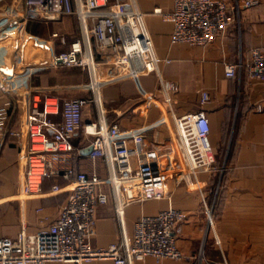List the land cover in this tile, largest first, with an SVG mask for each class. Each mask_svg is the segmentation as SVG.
<instances>
[{"label":"crops","instance_id":"crops-1","mask_svg":"<svg viewBox=\"0 0 264 264\" xmlns=\"http://www.w3.org/2000/svg\"><path fill=\"white\" fill-rule=\"evenodd\" d=\"M136 2L145 13L164 79L179 86L178 92L172 93V109L177 115L205 111L210 120L214 149L223 146L225 139L229 143L228 161L223 163L228 173L222 185V205L213 231L220 241L219 246H222L219 248L227 250L228 264H235V261L237 264H254L258 258V261H263L264 81L250 79L246 74L239 78H228L225 64L236 62L241 57L248 59L253 48L264 46V0L251 7H242L239 18L228 31L205 47L172 41V22L163 14L156 13L155 9L161 8L163 13H169L174 0ZM25 9V0H0V236L17 231L23 222L29 232L47 227L59 217L67 198L66 193L29 197L25 201L18 197L23 178L19 151L28 103L32 98L18 90L29 86L42 96H54L61 100L91 96L85 87L90 81L88 70L76 67L64 71L52 67L56 49L47 35L54 31L64 34L67 44L60 45L59 49L66 50L69 43L81 35L78 19L68 17L70 19L31 21L47 24L49 32L43 37V34L32 31L35 37L30 39L23 35L28 27L22 20ZM72 22L77 23V29L71 27ZM89 25L94 32L97 70L104 80L101 98L107 109V122L121 129H146L142 147L161 155L174 142L173 132L164 121L160 103L146 107L141 95V89H144L169 107L160 88L158 74L143 73L139 80L128 76L129 61L116 57L104 47L108 20L95 16L90 18ZM167 59L170 61L167 62ZM203 91L210 95L206 102L201 101ZM92 118L93 107L87 106L84 119ZM11 131L20 132L21 135H11ZM91 140L92 137L82 131L74 136L73 144L81 149V153L74 158V166L77 171L89 174L97 171L105 176V162L100 159L93 161L83 153ZM63 182L61 178L46 179L43 190L49 191L53 184ZM107 190L110 188L107 187ZM168 204L167 200H149L145 204L130 205L127 208L129 229L132 231L142 214H155L167 208ZM173 205L177 207L174 199ZM96 215V235L92 239L94 246L103 247L117 242L119 230L113 199L99 205ZM197 218L193 214L187 216L178 234V246L184 257L165 260L164 264H192L195 258L193 250L199 245L203 233L195 221ZM214 248L217 250L218 246ZM257 251H260L259 256L256 255ZM209 256L211 258V254ZM83 264L114 263L109 259H93ZM135 264L161 263L154 257H147Z\"/></svg>","mask_w":264,"mask_h":264},{"label":"built area","instance_id":"built-area-1","mask_svg":"<svg viewBox=\"0 0 264 264\" xmlns=\"http://www.w3.org/2000/svg\"><path fill=\"white\" fill-rule=\"evenodd\" d=\"M25 1L22 20L26 24L34 20L57 21L67 16L78 19L81 35L70 42L66 50L59 49L60 45L67 44L64 34L54 31L47 35L56 49L52 67L88 70L90 81L85 87L91 96L61 100L42 96L29 86L18 90L32 96L19 151L23 178L18 197L26 200L66 193L67 198L59 217L47 227L29 232L23 222L17 231L1 235L0 264H83L93 259L135 264L147 257H154L164 264L165 260L184 257L178 246V234L187 213L173 205L175 189L171 188L170 179L184 170L196 172L216 162L210 140L211 125L203 110L177 115L172 109V93L178 92L179 86L166 81L161 73V60L146 25L145 13L136 0ZM258 2L174 0L169 13H163L161 8H156L155 12L172 22L171 39L174 43L205 47L228 31L239 18L242 7H251ZM95 16L108 20L104 47L116 57L129 61L128 76L139 80L143 73L158 74L160 88L169 107L144 89H141V95L146 107L160 103L164 121L170 127L174 121L176 132L172 134L178 149V168H165L158 152L142 147L146 129H121L107 122V109L101 98L104 80L97 70L94 32L89 25L90 18ZM225 74L228 78L246 74L250 79L264 81V46L253 48L248 59L241 57L236 62L226 63ZM209 99V93L203 91L201 101ZM87 106L93 107V118L89 120L84 119ZM79 131L92 137V150L88 156L93 161L100 159L105 162V176L97 171L89 174L76 170L73 161L81 149L75 147L73 138ZM10 134L21 135L17 131ZM53 178H61L64 182L55 183L49 191H44V181ZM111 198L116 209L119 240L108 246H94L92 239L96 235L97 208ZM149 200H167L169 204L155 214H142L131 231L127 208ZM207 214L214 228L211 209H207Z\"/></svg>","mask_w":264,"mask_h":264},{"label":"rangeland","instance_id":"rangeland-1","mask_svg":"<svg viewBox=\"0 0 264 264\" xmlns=\"http://www.w3.org/2000/svg\"><path fill=\"white\" fill-rule=\"evenodd\" d=\"M68 17L70 16L63 19H70ZM72 23L71 27L73 29H77V23ZM32 31L39 32L45 36L49 32V27L45 23L40 24L30 22L28 27L25 28V33L23 35L29 36L30 39H32V37H35V35L31 34ZM72 68L62 70L65 71ZM171 129L172 132H176V125L174 121H171ZM210 140L212 142L211 136ZM226 141L227 140L225 139V143L219 149H214L216 162L213 165L208 168H200L196 172L184 170L183 172L175 174L170 179V186L175 189L173 196L175 204L177 207L185 209L187 216H190V214L197 216L198 218L195 219V221H197L199 226L203 229L200 243L197 248L193 250L195 258L193 259L192 264H220L221 262L224 263L225 259L227 263H230L227 250L224 249L225 251H222L219 248H222V246H219L216 235L213 232L218 222L220 205H222V201L220 199L222 185L226 179V174L228 173V171L223 168V163L228 161L227 151L229 149V143ZM175 145L176 144L171 143L169 148H165L163 153L160 155L165 168H171V166L178 168L180 165V161L178 159V149ZM19 199H21V197H19ZM208 208L212 211L214 228L209 223V217L207 214ZM214 245L218 246L217 250L214 248ZM261 253H264V251H261ZM210 254L211 258L209 256ZM236 254L238 255V253ZM256 255L259 256L260 251H257ZM258 259H256L257 262H254V264H264V260L258 261ZM235 260H237V257ZM235 264H237V261H235Z\"/></svg>","mask_w":264,"mask_h":264},{"label":"water","instance_id":"water-1","mask_svg":"<svg viewBox=\"0 0 264 264\" xmlns=\"http://www.w3.org/2000/svg\"><path fill=\"white\" fill-rule=\"evenodd\" d=\"M91 150H92V145L90 144L85 149H83V153L88 155L91 152Z\"/></svg>","mask_w":264,"mask_h":264},{"label":"bare ground","instance_id":"bare-ground-1","mask_svg":"<svg viewBox=\"0 0 264 264\" xmlns=\"http://www.w3.org/2000/svg\"><path fill=\"white\" fill-rule=\"evenodd\" d=\"M211 218H212V215H211ZM211 225H212V223H211Z\"/></svg>","mask_w":264,"mask_h":264}]
</instances>
